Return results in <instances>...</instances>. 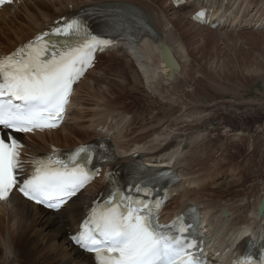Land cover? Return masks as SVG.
Instances as JSON below:
<instances>
[{"label":"bare ground","instance_id":"1","mask_svg":"<svg viewBox=\"0 0 264 264\" xmlns=\"http://www.w3.org/2000/svg\"><path fill=\"white\" fill-rule=\"evenodd\" d=\"M75 1L79 0H57V2L55 0H35L34 3L38 6L41 5L46 7L47 13H49V11L52 12L51 15L48 16L51 17L55 11L58 12V10L60 9V11H62L63 7V9H66L70 3H73ZM90 1L94 0H83L82 2ZM192 1L193 0H188V3L190 4ZM52 2L53 4H51ZM126 2L130 4L128 5V8L132 12L136 11L138 22L142 25H144L145 22L154 24L157 29V33L155 35H147L143 37V39L139 42H118L115 48L123 47L124 53L127 56H130L132 60L136 62V69H139L138 71H140V73L144 75L148 80L147 82L149 86L153 87L155 90L159 85L164 86L163 84L165 83H167L168 85L171 84L172 87H174V90L179 88L178 85L180 80L182 81V79H186L188 75L189 68L187 66H189L190 63L188 61V52L181 43V35L180 33H178V31H174V29H176L175 22L172 24H168L169 21L163 15L165 21L168 24L166 25L161 18H157V20L156 17H154L156 15V12L154 16L152 15L150 8L147 5L144 4L143 6L148 8L147 10L149 12L135 5L133 2H130L128 0H126ZM218 2L220 3V0H194L192 4L193 7H208V15L211 16V21L214 19H217L219 21L220 25L216 29H212L201 23L194 22L191 19V14L193 11L188 8L187 4L176 8L171 3V8L178 11V15L183 18V25L185 27L186 25L188 26L184 30L189 32V34H193L194 31H197L196 33L203 34L207 32L204 30V28L207 30L223 31L221 29L227 27L233 29V31H237V29L243 27L256 29L264 26V0H261L257 4H253L251 0H221V4H219ZM13 4L18 6L19 8L24 6H27L29 8V6H31L33 3L32 0H16ZM56 4H60L59 8L58 6H56ZM11 6L12 5H7L6 7L0 9V15L8 12ZM30 8L31 10L33 9L32 7ZM33 19L39 18L33 16ZM42 21L43 20H41L40 22ZM30 22H32V20ZM32 26H37V30H41L42 28H44V25H42V23H39L37 20H34ZM37 30L35 31V33L37 32ZM24 31L25 32H19L15 36H9L8 38L1 39V41L4 40V42H6L7 44H1L0 51L6 52V50L9 48L13 49L20 43L24 42L27 37L34 33L32 32V27H28V29ZM217 34L218 33H215V35ZM164 45H167L169 47L170 51L173 53L175 61H177L178 63V66L173 67L170 63H168V61L164 57ZM111 51L112 50H109L102 56L104 57L108 55ZM121 59L123 58H117V60ZM132 69L133 67L129 71L131 73L130 75L132 76V78H134L133 81H136V83H134L136 85H139V83H141L139 80L140 78L136 74L135 70L133 71ZM94 71L95 68L88 71V73L80 81L78 86H76L74 96L72 97V109H74L76 103H78V90L85 83L87 77L89 78V74ZM101 80H103V77L98 78L95 85L98 88L102 101L104 102L105 97L108 95L105 93V91L99 90ZM88 94L90 96L92 92L88 91ZM131 96L134 100L136 98L141 100V97H139V94L135 91H133ZM93 97L91 96L87 98L90 101L96 100V98L94 99ZM173 102L175 104L171 103L170 109H173L174 106H179V102L180 104L182 103L181 97L175 96ZM191 102L193 101L191 100ZM99 105H101V107L90 109L93 116L88 112V114H86L85 116L77 117V126L84 127L88 122L89 125L87 127H91L92 131L96 130L99 126H101V128L107 127L108 131L111 132V130H113L115 132V145L119 151V154L127 155L132 152L130 154L132 155L134 152L139 151L143 156H147L149 161H152L156 158L155 160L163 161L164 165H171L172 167L176 168L185 180H183L181 183L183 185L178 187V189L184 187L182 190L183 192L180 195L181 201L188 200L195 203H201L204 205V208L206 207L203 213L204 225L207 227L206 229L209 232L214 234V239L219 242L220 246L222 247V251L225 249L224 247H227V258L229 259V264L231 262L230 259L233 257L232 250L234 246L240 241V239H244L250 234L258 233L260 228L264 227V211L262 208H258L260 206L258 205V201H256L254 203H250L252 207L248 208V213L238 215L235 218L232 209L234 204L238 203L230 204L227 206H225L227 203H222L221 205L223 206H219L217 205L218 203H215L216 200L214 201L215 195L205 197L207 194H211L216 191H218L219 193H224L223 191L227 190V188L224 186L227 181L223 180L219 182V180L225 178V173H223L225 167H223L222 164H220V166H222V168L224 169H218V172L216 173L210 170L202 169L200 173L197 172L189 175L190 172L197 171V166L194 170L193 168L188 169L186 165H191L194 163L201 165V168L206 167L204 166L205 161H198L196 160V158L207 157L209 147L206 144H199L198 146H196V144L203 140V135L205 133L211 132L209 131V129L211 128V126H213V117H209L208 114V116H199L198 113H196L197 115H195V113H193L192 111L194 110V107H188L190 108V110L186 107L187 110H189L188 112H190V115L187 118L192 119L189 122L191 126V128L189 129L191 130V132H188L187 134H171V132L169 131H174L172 129H162L160 131L157 130V126H155L156 129H154V127H150V131L147 133L151 136L150 142L152 146L149 147L146 144L149 147L148 148L144 145L148 140L144 142L140 141L146 139V137H142L140 138V140L137 139L133 143L129 142L131 134L125 131L126 126L124 125H126V123L124 125L121 123L122 118H129V115L127 113L128 111H117L113 106H110L109 103H105V105L100 103L98 104V106ZM153 106H155V101L151 99L148 107L152 108ZM87 108L89 109V107ZM146 109L149 110L148 108ZM150 111L153 113V110ZM197 111L198 110H196V112ZM142 113L143 116H146L145 110ZM155 113H157V109L154 110V115ZM118 116L121 117L120 120L118 119ZM69 118L71 117H69L68 115V121ZM155 120L158 122L157 124H160L164 122L165 119H159V117L157 116ZM178 120L179 119H177L176 121L178 122ZM195 122L196 124H194ZM235 122V118L231 116L225 117V120L222 122V124L225 125L224 132L228 133V131L231 130V125H235ZM227 123H230V128H228ZM136 124H138V122H136ZM66 125L67 124L63 123V125L58 129L38 132L32 135L27 134L25 136L26 140L24 139L23 141V143L25 144L23 151L25 153L27 152L30 157H35L36 155L42 154L46 147H51L54 145H56L57 147L72 145V143L76 142L78 138L81 139H79L77 142L85 140L88 133L85 134L83 131L82 135L80 134L81 137L77 136V133H72V136H68V138L66 139H55L54 137L56 135L58 136L59 131L63 129L65 130ZM131 127H128V130H132ZM213 127L211 129H213ZM76 128V126L74 128H70V130L66 134L72 132L73 129L76 130ZM236 133L238 136L241 135V133ZM119 134L122 135H120L119 137ZM43 136H48L52 139L43 140L41 138ZM20 137H22V135H20ZM121 137L128 140V145L124 146L119 143V138ZM257 149L258 148L255 149V153H257ZM260 161H257V163H260L258 165L261 166V169L264 171V160ZM218 163L219 162L216 161L212 164L213 166H217ZM237 172L238 169L236 166H227V177L229 176L230 179L233 178L237 174ZM207 178L209 180H207ZM241 179L242 181H244L242 177ZM247 180L240 189L247 188ZM96 183L97 182H95L84 192L80 193L74 199L68 202L65 207L62 208V210L58 213L48 212L41 206L32 204L27 200L21 198L20 195H18L16 192H13L11 198L8 201L0 202V256L3 255L5 251L6 255H4L7 256V259H5L4 257L5 264H39V262L40 264H94L92 255L85 254L77 247L72 245L69 238V233L71 234L77 228L79 222H81V220L85 217V208L92 199L91 193L95 192V189L97 187ZM252 185L253 184H249V187H251ZM232 186L233 185L230 186V189H232ZM172 192L173 191H171V193ZM85 193L87 194L85 195ZM221 196L224 195L222 194ZM244 200L242 202H244ZM262 204L264 205V203ZM254 205L257 206L256 209L253 208ZM235 207L240 208L242 206L235 205ZM225 210H227L228 212L227 218H223L222 215ZM213 214H216V216H214ZM258 236L259 235L256 234L254 237L258 238ZM229 253H231L230 258L228 256Z\"/></svg>","mask_w":264,"mask_h":264},{"label":"rangeland","instance_id":"2","mask_svg":"<svg viewBox=\"0 0 264 264\" xmlns=\"http://www.w3.org/2000/svg\"><path fill=\"white\" fill-rule=\"evenodd\" d=\"M55 1L57 2V0ZM82 1L79 0L77 4ZM135 1L147 5L153 16L156 12L154 17L156 19L161 18L164 24L168 25L175 22L177 30L174 29V31L180 33L181 43L188 52L190 65L187 66L189 69L186 79L180 80L179 88L175 90L171 84L168 85L167 83L163 84L164 86L159 85L155 90L149 86L148 80L138 71L139 69H136V62L124 53L123 47L112 50L108 55L101 57L95 71L89 74V78L87 77L85 83L78 90V103H76L69 122L65 130L59 131L58 136L56 135L54 138L57 140L66 139L68 136H72V133H77V136L81 137L82 131L85 134L88 133L86 136L92 134L91 127H87L89 125L88 122L84 127L77 126V117L85 116L88 112L93 116L90 109L101 107V105L98 106L100 103L103 105L109 103L117 111H128L129 118L121 119L118 116V119H121L123 125L126 123L124 125L126 126L125 131L131 134L129 142L133 143L137 139L140 140V138L146 137V139L140 141L144 142L148 140L144 145L151 147V136L147 133L150 131V127L157 128L160 131L162 129H172L174 131H169L171 134H187L191 132L189 122L192 119L187 117L190 115V112H188L190 108L188 107L192 106L194 107L192 111L195 115H197L196 113L199 116H206L208 114L209 117H213L214 127L211 126V128L213 127V129H209L211 132L205 133L203 140L196 144V146L206 144L209 147L207 157L196 158L198 161H205L204 166L206 167L201 168V165L194 163L186 165L188 169L193 168L194 170L197 166V171L190 172L189 175L197 172L200 173L202 169L216 173L218 169H224L222 168L223 166L225 167L223 171L225 178L219 180V182L226 180L227 182L224 186L227 190L223 191L224 193L216 191L207 194L205 197L215 195L214 201L216 200L215 203H218L217 205L219 206H223L221 205L222 203H227L225 206L238 203L234 204L232 209L235 218L238 215L248 213V208L252 207L250 203L256 201H258V205L260 206L258 208H262L264 211V205L262 204L264 200V171L258 165L260 163H257V161L264 160V26L256 29L243 27L237 29V31H233V29L227 27L222 28L221 30L223 31L207 30L204 28L207 32L203 34L196 33L197 31L189 34V32L184 30L188 26L186 25L185 27L183 25V18L178 15V11L171 8L170 0ZM260 1L251 0L253 4H257ZM34 2L35 0H32L33 4L29 8H19L16 5H12L9 9L12 14L8 11L0 15V45L3 43L7 44L4 40L1 41V39L15 36L19 32H25L24 30H27L28 27L33 28L32 32L37 30V26H32L34 20L44 24L49 22L58 13L55 11L51 17H48L52 12L49 11L47 13L46 7L38 6ZM192 4L188 5L190 10H194L197 7H193ZM219 4H221V0ZM59 5L56 4L58 8ZM30 7L33 9L31 10ZM163 15L169 21L168 24ZM33 16L39 19H33ZM31 20L32 22H30ZM41 20L43 21L40 22ZM215 33L218 34L215 35ZM118 57H122L123 59L117 60ZM132 67V70H135L140 78L141 83L139 85L135 84L136 81H133L134 78L130 75L129 71ZM101 77H103V80H101L99 90L105 91L108 95L105 97L104 102L95 85L97 79ZM132 90L139 94L141 100L138 98L133 99L131 96ZM88 91L92 92L90 96ZM91 96H94L93 98H96V100H88L87 97ZM175 96L181 97L182 103L180 104L179 102V106H174L173 110L170 109V106L171 103L175 104L173 102ZM151 99L155 101V106L149 108L148 105ZM156 109L157 113L154 115V110ZM144 110L146 112L145 117L142 115ZM150 110H153V113ZM196 110L198 111L196 112ZM157 116L159 119H165L164 122L157 124L158 122L155 120ZM227 116H231L236 120L235 125H231V130L228 133L224 132L225 125L222 124ZM177 119H179L178 122L176 121ZM227 124L228 128H230V123ZM75 126L77 127L76 130L73 129L72 132L66 134L70 128H74ZM155 126L157 127L155 128ZM128 127H131L132 130H128ZM238 131L242 133L239 136L236 133ZM120 135L122 134H119V137ZM41 138L43 140L52 139L48 136ZM79 139L81 138H78L76 141ZM119 140L118 142L124 146L129 143L123 137L119 138ZM256 148H258L257 153H255ZM216 161L219 162V166H213L212 163ZM231 165L236 166L238 172L230 179L229 176L227 177V166ZM241 177L244 181H242ZM246 180L247 188L240 189ZM249 184L253 185L249 187ZM231 185H233L232 189H230ZM222 194L224 196H221ZM176 196L175 200L178 198V194ZM243 200L244 202H242ZM235 205H241L242 207L240 208L242 209L235 207ZM256 207V205L253 206L255 209ZM4 254L6 255L5 251L0 256V264H3L4 257H7Z\"/></svg>","mask_w":264,"mask_h":264},{"label":"snow or ice","instance_id":"3","mask_svg":"<svg viewBox=\"0 0 264 264\" xmlns=\"http://www.w3.org/2000/svg\"><path fill=\"white\" fill-rule=\"evenodd\" d=\"M5 2L0 0V4ZM205 15L201 11L195 18ZM52 33L82 37V42L53 43L50 33L44 32L12 55L0 58V201L9 200L15 189L30 200L59 209L94 177L86 167L89 150L81 147L67 162L55 155L37 158L32 173L22 176L25 169L20 149L24 145L15 133L57 128L73 84L85 65H91L93 50L111 41L91 36L76 20L55 27ZM134 203H125L123 208L118 203L93 208L73 241L93 253L97 264H204L190 251L195 244L161 231L152 208L143 204L133 207Z\"/></svg>","mask_w":264,"mask_h":264},{"label":"water","instance_id":"4","mask_svg":"<svg viewBox=\"0 0 264 264\" xmlns=\"http://www.w3.org/2000/svg\"><path fill=\"white\" fill-rule=\"evenodd\" d=\"M163 52H164V55L165 57L167 58V60L172 63V65L175 67L178 65L177 61H175L169 47L167 45H164L163 46Z\"/></svg>","mask_w":264,"mask_h":264}]
</instances>
